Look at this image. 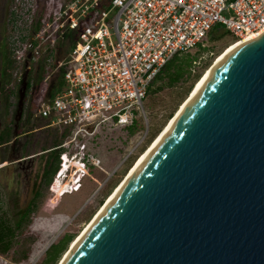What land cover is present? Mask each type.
Here are the masks:
<instances>
[{
    "label": "water",
    "instance_id": "water-1",
    "mask_svg": "<svg viewBox=\"0 0 264 264\" xmlns=\"http://www.w3.org/2000/svg\"><path fill=\"white\" fill-rule=\"evenodd\" d=\"M63 264H264V34L217 66Z\"/></svg>",
    "mask_w": 264,
    "mask_h": 264
},
{
    "label": "built area",
    "instance_id": "built-area-1",
    "mask_svg": "<svg viewBox=\"0 0 264 264\" xmlns=\"http://www.w3.org/2000/svg\"><path fill=\"white\" fill-rule=\"evenodd\" d=\"M23 5L35 11L30 1ZM52 13L32 37L19 35L13 46L16 64L30 73L42 50L72 38L51 60L59 89L50 96L51 89L39 94L31 88L23 100L25 110L31 98L35 102L29 119L42 120L44 128L59 134L56 145L37 155L60 150L50 189L69 182L70 192L92 179L95 169L103 170L102 159L88 150L102 126H133L139 110L147 121L143 101L169 61L204 47L219 24L237 40L264 32V0H68ZM24 73L13 82L17 87ZM23 112L20 118L27 120ZM138 150L132 153L139 156Z\"/></svg>",
    "mask_w": 264,
    "mask_h": 264
},
{
    "label": "rangeland",
    "instance_id": "rangeland-1",
    "mask_svg": "<svg viewBox=\"0 0 264 264\" xmlns=\"http://www.w3.org/2000/svg\"><path fill=\"white\" fill-rule=\"evenodd\" d=\"M28 1L34 5L35 11H25L23 4L26 0L22 4L18 0H0V33L7 50L13 48L17 36H23L24 39L32 37L36 26L52 17V10L68 0ZM11 20H14L13 23ZM71 39L67 36L55 48L42 50L38 64L32 66L28 80L40 81L39 94L49 91L59 79V74L52 66L51 60L54 57L50 53L53 52L54 56L63 54L69 48ZM233 40L235 38L224 26L216 25L206 38L204 47L181 55V58H189L192 62L188 67L191 77L174 87H164L147 94L143 101L147 121L139 110L135 112L138 118L134 126L120 127L114 123L102 126L88 141V150L96 152L102 159L103 170L95 169L92 179L78 185L76 192L69 191V182L64 183L60 190L55 188L56 191L43 184L40 176L50 152L37 154L56 145L59 134L44 128V121L29 119L35 106L33 98L30 99L29 109L23 107V114L27 113L28 119L16 120L20 97L16 93L9 94L5 89L4 94H8V100L0 102V217L15 225V221L21 220L22 213L34 200L36 191L42 192V198L38 200L36 211L30 214L29 223L16 234L11 250L6 255L0 254V264H41L49 247L53 245L48 255V259H51L62 248L67 236L74 237L55 261V264L61 263L60 260L65 258L74 240L96 216L101 206L107 203L148 147L149 139L156 137L169 124L180 105L188 98L195 86V77L209 65L211 67ZM12 71L17 79L24 73V66L15 64ZM161 84H154L153 89ZM13 87H16V83H13ZM144 136L147 139L142 143L140 140ZM135 148L142 152L139 156L132 153ZM70 178L71 175L67 181ZM24 253H27L26 259L23 258Z\"/></svg>",
    "mask_w": 264,
    "mask_h": 264
},
{
    "label": "trees",
    "instance_id": "trees-1",
    "mask_svg": "<svg viewBox=\"0 0 264 264\" xmlns=\"http://www.w3.org/2000/svg\"><path fill=\"white\" fill-rule=\"evenodd\" d=\"M13 21L14 20H11L12 23H13ZM37 30H39V26L38 25L34 29L33 33H35ZM211 32H210V34H211ZM222 36L224 37V35H222ZM236 40L237 39H235L233 41H236ZM13 45H14V43H13ZM13 45H12L13 48H10V50H7V48H6V51H5L6 69L8 71H10V73H11V76H10V79H9V83L16 82V77L14 76V73H12L13 72L12 68L16 64L14 46ZM198 48H202V45H200ZM50 56L51 57L53 56L54 58H58L61 55H55L54 56L53 52H51ZM181 57L182 56L174 57L171 61H169L162 68L161 72L159 73L157 78L153 81L151 87L148 89V93L147 94L160 91L164 87H174L177 84H179L180 82L187 81L191 77V72H190L188 67L190 66V64L192 62H191V60L189 58L188 59H183ZM206 69H205V71H206ZM204 72L198 74L195 77L196 78L195 79L196 82L201 78V76L203 75ZM38 79H41V76H38ZM39 82L40 81H37V80H35V82H33L30 79L27 80V90H26V94L25 95H27L28 91L31 88L34 89L35 92H38V90H39ZM158 82H161L162 84L160 86H158V88L153 89L154 84H157ZM17 85L18 84H16V88H17ZM59 87H60V84L59 85L58 84H54L52 86V88H50L51 89V92H49L50 96H52L53 93L56 92L59 89ZM11 89H12V91H11L12 93H16L17 94V91H16L15 88H11ZM154 138L155 137H153L152 139H149L148 145L153 141ZM3 143H6V142H2L1 144H3ZM59 157H60V150L51 151L49 153V155H48V158H47L46 163L44 165V172H43V175H42L43 184L46 185L47 187L50 186L52 181H53V178H54L55 173L57 171L58 165L60 163V158ZM12 160L13 159H11V161ZM41 198H42V192L36 191L35 196H34V200L29 204L28 208L22 213L21 220L20 221H15V225L10 224L6 219L0 217V254L1 255H6L11 250V248H12V246L14 244V239L16 237V234L20 230H22L24 227H26V225L29 223L30 214L36 211V209L38 207V205H37L38 204V200H40ZM73 239H74V237L67 236L66 237V241H65L64 245L62 246V248L57 252V254L54 256V258H51V259H48V255H49V252H50L51 248L53 247V245L51 247H49L46 250V258H45V260H43V262L41 264H44L46 261L48 262L46 264H55L56 263L55 261L58 259L60 254L65 250L66 246L73 241ZM23 258L24 259L27 258V253L23 254Z\"/></svg>",
    "mask_w": 264,
    "mask_h": 264
},
{
    "label": "bare ground",
    "instance_id": "bare-ground-1",
    "mask_svg": "<svg viewBox=\"0 0 264 264\" xmlns=\"http://www.w3.org/2000/svg\"><path fill=\"white\" fill-rule=\"evenodd\" d=\"M263 33L259 34V35H254L251 37H246L243 39H239L236 41H233L231 44H229L224 50L223 52H221V54L215 59V61L213 62V64L211 65V67H209L207 69V71L201 76V78L195 83V86L193 87L190 95H188V98L180 105L179 109L177 110V112L175 113V115L170 119L171 121L169 122L168 125H166L163 130L153 139V141L148 145V147L145 149V151L141 154V156L139 157V159L137 160V162H135L132 166V168L130 169L129 173L126 175L125 179L120 183V185L117 187L116 191L113 193V195L108 199L107 203H105V205L101 206L102 208L99 209L98 213L96 214V216L92 219L91 222H89L87 224V226L85 227L84 231L74 240V242L72 243L71 249H69L67 251V253L65 254V258L60 260L61 263L59 264H63L64 260H66L68 258V256L71 254V252L73 251V249L76 247V245L79 243V241L82 239V237L85 235V233L88 231V229L92 226V224L95 222V220L100 216V214L104 211V209L106 208V206H108L110 204V202L114 199V197L118 194V192L122 189V187L125 185V183L129 180V178L132 176V174L135 172V170L139 167V165L143 162V160L148 156V154L152 151V149L157 145V143L163 138V136L169 131V129L173 126V124L177 121V119L181 116V114L185 111V109L187 108V106L189 105V103L191 102V100L193 99V96L196 95V93L198 92V90L201 88V86L203 85V83L206 81V79L212 74V72L217 68V66L230 54L232 53L234 50H236L238 47H240L241 45L247 43L248 41H251L253 39L258 38L259 36H261ZM74 168L72 169L73 173ZM56 185V184H55ZM69 185V184H68ZM65 186V185H64ZM63 185L61 187H58L57 189L60 190V188H62ZM79 186H77L78 188ZM56 191V190H55Z\"/></svg>",
    "mask_w": 264,
    "mask_h": 264
},
{
    "label": "flooded vegetation",
    "instance_id": "flooded-vegetation-1",
    "mask_svg": "<svg viewBox=\"0 0 264 264\" xmlns=\"http://www.w3.org/2000/svg\"><path fill=\"white\" fill-rule=\"evenodd\" d=\"M4 23V19L2 21ZM0 36H1V33H0ZM4 41H3V38L2 36L0 37V53L2 55H0V102L1 100H5L7 99L8 100V94H4V91L8 92L9 94H12V89H11V84L12 83H9V81L7 82L8 80V77H9V72L7 69H6V56H5V51H6V48L4 46ZM11 74V73H10ZM30 73L29 72H25L24 75H23V81L26 80V83H27V80H28V77H29ZM10 78V77H9ZM8 83L7 85H10V86H7L6 85V88H5V84ZM23 83V82H22ZM22 86V85H21ZM21 86L19 85L16 89L17 91V94L19 95L20 97V89ZM6 89V90H5ZM25 96V95H24ZM20 118L17 117V114H16V120H19ZM43 172H44V167L42 169V172H41V178H42V175H43Z\"/></svg>",
    "mask_w": 264,
    "mask_h": 264
}]
</instances>
